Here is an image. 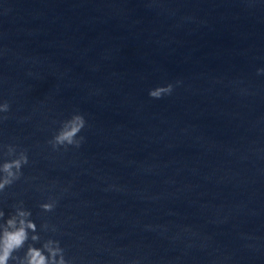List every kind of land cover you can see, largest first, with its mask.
<instances>
[{"label":"clouds","instance_id":"1","mask_svg":"<svg viewBox=\"0 0 264 264\" xmlns=\"http://www.w3.org/2000/svg\"><path fill=\"white\" fill-rule=\"evenodd\" d=\"M258 74L264 73V69H258ZM179 81H177V84ZM174 85L169 83L165 86H158L150 89L148 95L154 99H160L163 96L171 95ZM11 105L8 101L0 102V113H8ZM7 115H0V122L7 120ZM87 121L84 115L75 112L70 118L60 123L59 129L52 138L47 141L54 151L69 147L79 148L84 142V137L80 135L86 127ZM3 151L4 159L0 162V194L5 192L6 188L11 187L23 176L22 168L29 164V156L26 149H19L14 144L0 145ZM57 201L50 197L47 202L39 205L43 213L54 211ZM14 212L5 220V213L0 210V264H71L65 257V249L61 247L59 240L48 238L43 240L41 247H36L42 237L39 231H48L49 224L40 225L38 231L36 223L31 219L32 213L24 207L23 201L12 206ZM55 232V227H51ZM29 240L32 243H28ZM26 251L23 256L15 255L21 249Z\"/></svg>","mask_w":264,"mask_h":264}]
</instances>
